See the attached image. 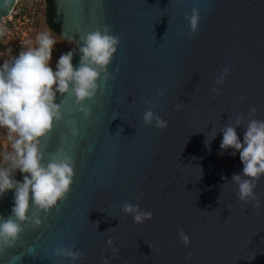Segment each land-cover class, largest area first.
<instances>
[{"label":"water","instance_id":"1","mask_svg":"<svg viewBox=\"0 0 264 264\" xmlns=\"http://www.w3.org/2000/svg\"><path fill=\"white\" fill-rule=\"evenodd\" d=\"M19 1L3 7L0 0V24ZM54 4L61 36L77 44L70 49L74 66L87 33L107 26L119 37L109 66L115 79L99 82L87 102L89 118L71 96L58 94L63 119L40 150L45 162L71 155L73 184L56 208L40 214V226L27 227L14 248L0 249V264H73L54 255L73 247L82 253L75 264H264V176L256 199L240 201L231 178L243 166L232 149L221 154L219 131L241 117L242 141L250 119L264 120V0ZM193 9L200 15L195 34L186 19ZM226 67L224 83L216 84ZM148 110L167 127L146 126ZM15 178L22 180L19 172ZM126 202L152 218L134 223L122 211ZM12 207L9 192L0 198V216Z\"/></svg>","mask_w":264,"mask_h":264},{"label":"clouds","instance_id":"2","mask_svg":"<svg viewBox=\"0 0 264 264\" xmlns=\"http://www.w3.org/2000/svg\"><path fill=\"white\" fill-rule=\"evenodd\" d=\"M9 3L10 0H3V7ZM186 19L195 34L200 20L199 11L193 9L192 15ZM36 41V47L21 51L11 61L0 63V129L6 130L12 148L11 153L3 156L5 164L0 165V198L9 192L13 194L11 213L7 218L0 216V249L14 248L27 227L40 226V214L56 208L73 184L75 162L71 155L62 153L45 162L40 150L41 140L56 121L63 119L62 101L57 103L58 94L71 96L77 112L89 118L92 112L87 102L97 96L99 82L115 79L109 72V66L120 41L107 26L82 37L76 66L72 63L74 51L70 50L58 57L53 68L52 54L57 41L50 32L39 33ZM229 72V68H224L216 84H223ZM211 91L219 95V89L214 87ZM157 95H163V92L158 90ZM256 111L255 107L250 109L253 114ZM143 122L146 126L167 127V121L152 110L145 112ZM243 123V119L237 117L233 124L219 130L222 133L220 149L221 154L228 149H232V156L239 154L242 172L234 173L231 181L237 186V198L248 202L256 199L257 181L264 176V120L250 119L241 141L237 128ZM17 172L22 180L15 178ZM256 207H260L259 202ZM122 211L137 224L153 215L139 204L127 202L123 204ZM179 236L188 247L190 237L183 229ZM107 244L111 246L112 241H107ZM32 251L34 249L26 253L31 254ZM54 255L70 259L75 264L82 253L73 247L59 248ZM191 257L189 252L188 258Z\"/></svg>","mask_w":264,"mask_h":264},{"label":"built area","instance_id":"3","mask_svg":"<svg viewBox=\"0 0 264 264\" xmlns=\"http://www.w3.org/2000/svg\"><path fill=\"white\" fill-rule=\"evenodd\" d=\"M22 1L18 2L13 12L5 17L0 24V63L11 61L21 51L36 47L37 35L45 32L39 26L36 9L28 11ZM52 37L57 41L51 61L54 68L58 57L69 51V43L57 38V36L52 35Z\"/></svg>","mask_w":264,"mask_h":264},{"label":"trees","instance_id":"4","mask_svg":"<svg viewBox=\"0 0 264 264\" xmlns=\"http://www.w3.org/2000/svg\"><path fill=\"white\" fill-rule=\"evenodd\" d=\"M30 1L29 0H23L22 2L26 6L28 11H34V9H37L38 12L36 11V13L39 17V26L41 28H43L45 32L46 31L50 32L51 35L57 36V38L69 43L71 48H73L72 46L77 45L74 41H71V40L61 36L60 27H57V26L54 27L53 26V19H52V21H50L51 24H49L47 22V20H46V8H45V1L44 0H30ZM49 4L53 8V12H52V15H53L55 12L54 0H50ZM8 146L9 145H7V147ZM11 152H12V149H9L8 153H11ZM4 164H5V161L3 160V157H2V159H0V165H4Z\"/></svg>","mask_w":264,"mask_h":264},{"label":"rangeland","instance_id":"5","mask_svg":"<svg viewBox=\"0 0 264 264\" xmlns=\"http://www.w3.org/2000/svg\"><path fill=\"white\" fill-rule=\"evenodd\" d=\"M30 1V0H29ZM31 2V1H30ZM37 11V9H36ZM38 12V11H37ZM38 16V15H37ZM39 19V17H38ZM75 46V45H74ZM72 46V47H74ZM70 44H69V49H70ZM72 49V48H71ZM70 51V50H69ZM7 145H9L7 147ZM9 149L11 148V143L10 141L7 139V135H6V130L4 129H0V159H2V157L4 156L5 153H8Z\"/></svg>","mask_w":264,"mask_h":264},{"label":"flooded vegetation","instance_id":"6","mask_svg":"<svg viewBox=\"0 0 264 264\" xmlns=\"http://www.w3.org/2000/svg\"><path fill=\"white\" fill-rule=\"evenodd\" d=\"M45 2H46V20H47V22L49 24H51L50 21H52V19H53V26L54 27L55 26L60 27V31H61V26L55 22L56 12H54V14L52 15L53 8L49 4L50 3V0H45ZM54 6H55V4H54ZM55 10H56V8H55Z\"/></svg>","mask_w":264,"mask_h":264}]
</instances>
